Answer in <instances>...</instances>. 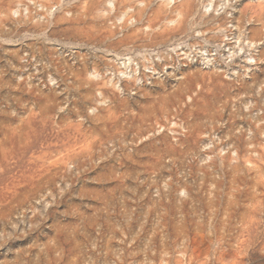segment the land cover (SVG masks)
Masks as SVG:
<instances>
[{"label":"rangeland","instance_id":"374dc122","mask_svg":"<svg viewBox=\"0 0 264 264\" xmlns=\"http://www.w3.org/2000/svg\"><path fill=\"white\" fill-rule=\"evenodd\" d=\"M0 264H264V0H0Z\"/></svg>","mask_w":264,"mask_h":264}]
</instances>
